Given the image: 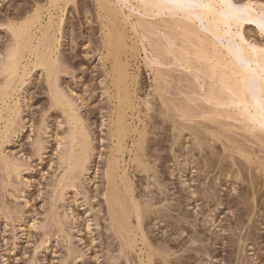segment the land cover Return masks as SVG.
<instances>
[{
    "label": "rangeland",
    "instance_id": "374dc122",
    "mask_svg": "<svg viewBox=\"0 0 264 264\" xmlns=\"http://www.w3.org/2000/svg\"><path fill=\"white\" fill-rule=\"evenodd\" d=\"M247 1L262 9L242 19V33L264 48L258 23L264 0H234V6ZM108 2L116 16L100 0H0V264H151L152 258V264H264V133L229 104L221 76L229 85L236 82L227 68L212 70L197 60L188 38L171 28L177 19L194 20L207 51L227 62L235 60L229 39L196 20V3L188 9L178 0L176 19L150 16L135 1ZM208 12L211 25L240 20L217 3ZM48 21L52 27L45 33ZM218 25L221 33L227 30ZM114 28L125 44L119 53L110 35ZM28 32L34 33L30 45L22 39H29ZM21 42L36 54L23 51L16 77L7 66ZM49 56L56 66H43ZM119 66L128 76L123 84L121 75L115 79ZM215 93L220 104L209 102ZM122 115L118 122L130 128L126 149L118 153L114 138ZM76 125L87 134L75 137L81 131ZM84 135L90 149L81 165ZM111 152L122 154L121 175L126 170L135 199L147 218L152 215L141 233L131 216L133 250L107 211L104 177Z\"/></svg>",
    "mask_w": 264,
    "mask_h": 264
},
{
    "label": "bare ground",
    "instance_id": "6f19581e",
    "mask_svg": "<svg viewBox=\"0 0 264 264\" xmlns=\"http://www.w3.org/2000/svg\"><path fill=\"white\" fill-rule=\"evenodd\" d=\"M57 1V0H56ZM133 1H135V2H137L138 4H139V10H145L144 12L145 13H149L150 14V16H151V14L153 13V15L155 14H157V16H159L160 14H164V13H166V14H168L169 16H171L172 18H179V7H178V4H177V1L178 0H169L170 1V3H172L171 5L172 6H170V3H168L167 5H165L166 3H164L165 1L163 0V1H161V0H159L160 2H158V0H126V2H133ZM172 1V2H171ZM100 2H101V5L102 6H104V8H105V10L107 9L108 11H109V14H115L114 12H113V10L110 8V6L109 5H111V4H109V2H108V0H100ZM164 3V5H162L161 3ZM103 3V4H102ZM184 3H185V7L186 8H191L192 7V4L193 3H196L197 5H198V7H199V9H200V15L197 17V21H199V23L200 24H202L203 22H206V26L209 28V32L211 33V34H213L215 37H219V38H223V39H225V38H228L229 40L228 41H230V43H229V45H228V49H229V52L228 53H230V54H233L234 55V57H235V60H233V61H231V62H227V60L225 59V57L223 58V56H220V54L218 55L216 52H213L212 50L209 52V50L207 51V49H208V47L205 45V40L203 39V37L200 35V31H198V29L196 30L195 29V27L193 26V25H195L194 24V20H192V19H175L174 21V24H176V26H173V28H171V30H173V29H177V32H180L182 35H184L185 37H187L188 39L186 40V42L188 43V46L190 45V46H192L193 48H194V51H195V54H196V58H197V60H199V59H201V60H203V61H205V62H203V63H207V62H209V63H207V64H209L210 66H211V69L213 70V68H216V70H217V68H218V70H220L221 69V67L223 66V67H225V68H227V71L228 72H230V74L231 75H233L232 77L234 78V79H231V80H233V81H235L234 83L235 84H232V85H229V83H226L227 82V78H225L224 76V79H226V80H224L223 78H222V76H221V81L223 80V81H225V83H223V81H222V84H223V86L225 85V87H223L224 88V90H226L227 89V91H229V93H230V105H233L234 107H236L238 110H239V112H240V114H241V116H243V117H245V118H247V119H249L250 121H252V122H254V123H259L260 124V126H261V128H260V131L262 132H258V133H261V134H263L264 133V48H262V47H258V46H256V45H254L252 42H249L246 38H245V36L243 35V33H242V29H243V26H244V23H243V21H242V19H240V20H235V19H230V22H227L228 20H226V19H218L216 22H214L212 25L208 22V8L209 7H211V5H213L214 3H217L220 7H221V9H223V10H225L227 13H231V14H233V15H235V16H238L239 14L237 13V11L235 10V11H233V7H231V6H234V0H184ZM241 5H244V6H246V11H247V16L246 17H249V15H258V13H259V11H260V9H262L259 5H257V4H255V3H253L252 1H247V2H244V3H242ZM141 8V9H140ZM152 12V13H151ZM53 16V15H52ZM51 16V17H52ZM115 16H116V14H115ZM51 19V18H50ZM52 21L54 20V19H51ZM51 20H49V21H51ZM111 20V19H110ZM48 21V22H49ZM201 21V22H200ZM55 22V21H54ZM171 22H173V21H171ZM50 23H52V22H49V23H47L48 24V27H47V25H46V27H45V29H44V32L46 31V29L47 28H49V29H47L48 31L50 30V28L52 27V25H50L49 26V24ZM112 23V22H111ZM163 23V22H162ZM166 23V22H165ZM218 23H223V24H225L226 26H227V30L226 31H224L223 33H221V30H220V27H219V25H218ZM32 24V23H31ZM35 24V23H34ZM53 24H55V23H53ZM193 24V25H192ZM29 25V24H28ZM23 26V27H25V28H23L24 30L25 29H28L31 25H29V26ZM171 25L172 24H169V26L171 27ZM203 25V24H202ZM141 26V25H140ZM167 26V25H166ZM166 26H164L165 27V29H166ZM206 26H203L204 28L206 27ZM142 27V26H141ZM168 27V26H167ZM175 27V28H174ZM180 28V31H178V28ZM206 27V28H207ZM116 28V27H115ZM115 28H114V32H112L110 29V31H111V34H110V31H109V34L111 35V38H113L114 40H115V42L113 43L110 39L108 40V42H112L113 43V45L116 43V46H117V52L119 53V50H121V48H122V46L123 45H125L124 44V40H122L123 38H122V36H120V34H117L116 32H115ZM22 29V30H23ZM30 29H31V27H30ZM151 29H152V27H151ZM232 29H234L235 30V33H232ZM22 30H20L21 32H22ZM113 30V29H112ZM118 30V29H117ZM167 30H169L170 31V34L172 33L171 32V30L170 29H167ZM26 31H29V30H26ZM25 31V32H26ZM117 32H119V31H117ZM30 35H26V36H29V39H27V38H25L24 39V37L23 36H25V34H27V33H22V34H20V35H18L19 37H18V39L20 38V36H21V38L24 40V42H26V43H28V41L31 43V41H33L32 39H33V34H32V32L30 33V32H28ZM45 33H48L47 31L45 32ZM107 33H108V31H107ZM174 33V32H173ZM175 33H176V31H175ZM174 33V34H175ZM262 33H263V35H264V30H262ZM24 34V35H23ZM44 34V33H43ZM45 35V34H44ZM43 35V36H44ZM110 35H107L108 37H110ZM25 36V37H26ZM173 36V35H172ZM107 37V38H108ZM175 37V36H174ZM173 37V38H174ZM32 38V39H31ZM22 39H21V41H22ZM27 40V41H26ZM168 40H169V38H168ZM171 40V39H170ZM170 40H169V43H173V40H172V42H170ZM226 40V39H225ZM19 41H20V39H19ZM30 43H28V45H30ZM171 44H169V45H171ZM26 45V44H25ZM25 45H23V42H21V44H19V47L17 48L16 47V49H19L20 50V48H24L23 50H20V51H22V54H20L21 52L19 51V50H16V51H14L13 52V50H12V52H13V54L11 55V62H9L10 64H8L9 66H7L8 67V70L9 71H11L13 74H16V77H17V75L19 74H17V70H18V66L21 64L20 63V61L19 60H21V61H23V59L21 58V57H23V54L25 53H23V51L25 50V49H28V46H25ZM32 45V44H31ZM109 45L110 44H108V47H109ZM112 45V44H111ZM21 46V47H20ZM33 46V45H32ZM31 47V46H30ZM169 47V46H168ZM172 47V46H171ZM111 48H113V46H110V49ZM166 48H167V45H166ZM49 49V48H48ZM125 49V48H124ZM168 49V48H167ZM28 50H31L30 52H33V54H36L35 53V50L34 51H32V49H28ZM113 51V50H112ZM167 52H168V50H166ZM170 51V50H169ZM20 52V53H19ZM110 52V51H109ZM121 52H123V51H121ZM52 53V52H51ZM212 53V54H211ZM50 54V53H49ZM113 54H115V53H113ZM194 54V53H193ZM20 56V58H19V56ZM22 55V56H21ZM51 56V55H50ZM49 56V57H50ZM118 56V55H117ZM25 57V56H24ZM44 57V56H43ZM42 57V58H43ZM114 58H115V56H113ZM121 57V56H120ZM119 57V58H120ZM12 58H13V60H12ZM19 58V59H18ZM41 58V59H42ZM36 59V58H35ZM37 59H38V57H37ZM51 59H53L54 60V58L52 57H50V59L49 58H47V60L48 61H50L52 64H48V61L47 60H45V59H43V60H41L40 61V63H42V61H47V65L46 64H44V62L42 63L43 64V66L44 67H46V66H51L52 65V67L53 66H56V64H54V62H53V60L51 61ZM121 60H122V58H121ZM124 60V59H123ZM122 60V61H123ZM55 61V60H54ZM114 61H115V59H114ZM200 61V60H199ZM240 62H241V64H240ZM245 63V66H243L244 65V63ZM56 63V62H55ZM124 63H125V61H124ZM41 64V65H42ZM54 64V65H53ZM116 64H117V61H116ZM123 64V63H122ZM212 64V65H211ZM126 65V64H125ZM42 67V66H41ZM52 67H51V69H52ZM115 67V66H114ZM116 67H118V64H117V66ZM115 67V68H116ZM124 67V66H123ZM126 67V66H125ZM207 67H209V66H207ZM26 68L27 67H24V69H23V71L24 70H26ZM49 68V67H48ZM114 68V72H113V74L114 73H116V76H118V74H117V72H115V71H117L116 69ZM121 67L119 66V68H118V73H120L119 74V77H115V79L117 78V79H119V80H121L120 78L122 77V80H121V84H123L124 82H123V80H127V79H124V78H127L128 76H125V77H123V74H125V73H123V70L122 69H120ZM21 69V68H20ZM51 69H50V71H51ZM55 70H56V68H54ZM209 69V68H208ZM242 69L243 70H245V72H246V76H243L242 75ZM55 70L53 71L52 70V72L54 73L55 72ZM127 70V69H126ZM9 71H7V72H9ZM26 72V71H25ZM24 72V73H25ZM51 72V73H52ZM112 73V72H111ZM123 73V74H122ZM26 74V73H25ZM25 74H23V75H21L20 77V79H22L23 78V76L25 75ZM10 75H11V73H10ZM120 75H121V77H120ZM126 75V74H125ZM9 76V75H8ZM15 75H13V76H11V77H14ZM230 78V77H229ZM114 79V78H113ZM132 79V78H131ZM230 80V81H231ZM123 82V83H122ZM229 82V81H228ZM115 83H117V85H118V83L119 82H115ZM120 83H119V85L118 86H120ZM250 83H251V85H250ZM257 85H256V84ZM128 84V83H127ZM257 87H256V86ZM252 86V87H251ZM253 86H254V88L256 87V93L255 92H253L252 94L249 92V91H252V89L253 90H255L254 88H253ZM252 89H251V88ZM122 88V87H121ZM226 88V89H225ZM251 90H250V89ZM118 91V90H117ZM119 93V92H118ZM131 93V92H130ZM251 95H250V94ZM255 93V94H254ZM232 94V95H231ZM217 94L215 93V94H213L211 97H210V100H209V102L211 103V102H213L214 104H220L219 102H222L221 101V99L219 100V98L216 96ZM119 96V95H118ZM58 98V97H57ZM119 98V97H118ZM127 98V97H126ZM54 99V98H53ZM59 99H61V98H58L57 100L60 102L61 100H59ZM63 101V100H62ZM126 101V100H125ZM58 102V103H59ZM63 102H61V104H62ZM120 103H122L121 101H120ZM126 103V102H125ZM131 103V102H130ZM129 104V103H128ZM123 105V104H122ZM149 105V104H148ZM72 109V108H71ZM121 109H123L122 107H121ZM71 111V110H70ZM71 113L74 115V117L73 116H71V117H73L74 118V120L77 118V116H75V113L76 112H72L71 111ZM119 113V112H118ZM120 113H122L123 114V112L121 111ZM120 115V114H119ZM118 115V116H119ZM123 117L121 118V116L120 117H118L117 119V122L119 121V119H123L124 118V115H122ZM126 117V116H125ZM72 119V118H71ZM125 119V118H124ZM73 120V119H72ZM77 121V120H76ZM116 121V120H115ZM122 121H124V120H120V122H118V123H116V122H114V123H116V124H118V126H116V127H118V130H117V136H116V138H114V139H117V141H116V144H118V153H121V151L123 150V148H125V147H122L123 145H122V142H123V138H124V136L125 137H127V135L125 134V132H126V129H128V128H130V127H128V128H126V129H124L123 127H127V125H126V123L123 125V122ZM77 123V122H76ZM79 123V122H78ZM75 124V123H74ZM126 125V126H125ZM79 126V125H78ZM80 129H81V131H78L77 133H74V135H75V137H76V135H79L80 134V132H81V135H82V132H84V130H82L83 128H81V127H79ZM79 128H77V125H76V128H75V131H77ZM77 129V130H76ZM79 129V130H80ZM127 131H129V130H127ZM85 133V132H84ZM83 133V134H84ZM115 133H116V131H115ZM256 133V132H255ZM85 134H87V133H85ZM116 135V134H115ZM74 137V136H73ZM74 137V138H75ZM78 137V136H77ZM83 137H85V140H84V143H83V147H82V155L80 156V160L79 159H77V160H79L80 161V163L79 164H81V165H83V164H85L87 161H88V158H87V156H88V152H89V147H90V142H89V140H88V135H84ZM113 137H115V136H113ZM73 138V140L75 141V139H77V138H75L74 139ZM140 138H141V136H140ZM139 138V139H140ZM144 139V138H143ZM166 139V138H165ZM164 139V140H165ZM78 140V139H77ZM161 140H163L162 138H161ZM163 140V141H164ZM124 141H125V139H124ZM140 141V140H139ZM142 141H144V140H142ZM157 141V140H156ZM118 142V143H117ZM155 142V141H154ZM161 142V141H160ZM159 141H158V143H160ZM161 144H162V142H161ZM159 145V144H158ZM115 146H117V145H115ZM161 146V145H160ZM203 146V145H202ZM138 147V146H137ZM115 148V147H114ZM126 149V148H125ZM149 149V148H148ZM116 150V149H115ZM201 150V149H200ZM72 152H71V157H73V150H71ZM112 151H114V150H112ZM203 151V150H202ZM115 152V151H114ZM113 152V153H114ZM151 152V151H150ZM153 152V151H152ZM113 153L111 152V156L113 155ZM118 153H115V154H118ZM123 153V152H122ZM145 153V152H144ZM121 155V157L120 158H122L123 156H122V154H120ZM141 156V155H140ZM140 156L138 157V158H140ZM143 156H145V154L144 155H142V157ZM146 156H147V154H146ZM148 156H150V155H148ZM110 157V156H109ZM141 157V159H142V165L139 163V162H141V161H139V160H137V162H138V165H141V167L143 168V170L145 169V165H144V157L142 158ZM119 158V157H118ZM117 158V155L115 156H112V157H110L109 158V160L106 162L107 164H106V169H105V179H106V182H107V188L105 189L106 190V192H105V198H106V203H107V208H108V213H109V215H110V217L109 218H111V226L113 225L114 227V229H116L115 230V232H117V234H121V235H119V236H123V237H121L120 239H123L124 241H125V246L127 245L129 248L130 247H133V244L135 245V243L137 242V240L136 241H134L135 243H133V241L131 240L132 238H131V234H134V233H132L133 232V230H136V228H134V225H132L133 223H131L130 222V219L132 218L131 216L133 215V217H134V219L137 221V226H138V229H139V232L141 233L143 230H140V229H142V227H143V222H144V220H145V217L147 216V215H145V214H147V213H145L146 212V210H144L145 208H143V206L141 205V203L138 201V200H136L135 198V196H134V191H133V189H132V185H131V183H129V177L127 178L126 176V170L123 172V175H121V164H120V162H119V159ZM136 158H137V156H136ZM214 159V158H213ZM124 160V159H123ZM144 160V161H143ZM211 160V159H210ZM213 161V160H212ZM7 162V161H6ZM66 162V161H65ZM10 163V162H9ZM124 163V162H123ZM215 164H217V163H214V165ZM212 165V164H211ZM13 166V165H12ZM15 166V165H14ZM137 167V166H136ZM223 167V166H222ZM141 168V169H142ZM211 168V167H210ZM215 169V168H214ZM124 169L122 168V171H123ZM143 170H140V171H143ZM221 170V169H220ZM145 171V170H144ZM212 171V170H211ZM160 174V173H159ZM161 177H163V176H161ZM160 177V178H161ZM127 178V179H126ZM162 180V179H161ZM159 181H160V179H159ZM162 181H164V179L162 180ZM164 183V182H163ZM262 189V188H261ZM161 190V189H160ZM161 192H164V193H161V194H164L165 195V193H166V191H161ZM204 195H207L206 193H204ZM139 196V195H138ZM142 196V195H141ZM162 196V195H161ZM160 196V197H161ZM259 196V195H258ZM143 199V198H142ZM178 201H180V199L178 200ZM152 205V204H151ZM147 208V207H146ZM152 212H154V211H152ZM150 213H151V210H150ZM149 215V214H148ZM151 215V214H150ZM185 216V215H184ZM151 217H152V215H151ZM151 217H149L148 216V218L146 217V219H150ZM183 217V216H182ZM185 218H187L188 219V216H185L184 217V219ZM133 219V218H132ZM181 219V218H180ZM183 219V218H182ZM182 219L181 220H178V223L179 224H181V223H183V221H182ZM133 226V230H132V227ZM195 226H197V225H194V227ZM197 228V227H196ZM135 235V234H134ZM138 234H137V232H136V236H137ZM136 236H134L136 239H137V237ZM146 235L144 234V232H143V234H142V239L141 240H144V242H145V244L147 243V237H145ZM194 238H195V236H194ZM150 240V239H149ZM122 241V240H121ZM143 242V241H142ZM143 242V243H144ZM124 242L122 241V244H123ZM149 245V244H148ZM121 246V245H120ZM126 246V247H127ZM137 246V245H136ZM122 247L124 248V249H127L126 247H124L123 245H122ZM135 247V246H134ZM134 247L132 248V250L134 249ZM146 247H148V246H146ZM136 248V247H135ZM131 249V248H130ZM122 251H124V250H122ZM126 251V250H125ZM128 251H130V250H128ZM132 252V251H131ZM150 253V252H149ZM149 255V254H148ZM149 257V256H148ZM154 257V256H153ZM149 258H152L151 256L149 257ZM148 258V259H149ZM151 260V259H150ZM150 260H149V264H150ZM148 261V260H147ZM153 263V258H152V262H151V264Z\"/></svg>",
    "mask_w": 264,
    "mask_h": 264
},
{
    "label": "snow or ice",
    "instance_id": "6c2138e0",
    "mask_svg": "<svg viewBox=\"0 0 264 264\" xmlns=\"http://www.w3.org/2000/svg\"><path fill=\"white\" fill-rule=\"evenodd\" d=\"M236 9L238 15V19H244L247 16L246 6L239 5V6H231ZM253 23H257V21H253ZM259 27L261 30H264V18H262L259 22Z\"/></svg>",
    "mask_w": 264,
    "mask_h": 264
}]
</instances>
